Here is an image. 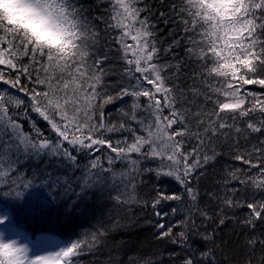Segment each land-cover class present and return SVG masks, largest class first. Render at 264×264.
I'll use <instances>...</instances> for the list:
<instances>
[{"label": "trees", "instance_id": "1", "mask_svg": "<svg viewBox=\"0 0 264 264\" xmlns=\"http://www.w3.org/2000/svg\"><path fill=\"white\" fill-rule=\"evenodd\" d=\"M39 4L0 0V210L67 264H264V0Z\"/></svg>", "mask_w": 264, "mask_h": 264}, {"label": "rangeland", "instance_id": "2", "mask_svg": "<svg viewBox=\"0 0 264 264\" xmlns=\"http://www.w3.org/2000/svg\"><path fill=\"white\" fill-rule=\"evenodd\" d=\"M11 5L19 8L20 15L27 21L37 23L40 30H51L58 27L56 21L50 22L39 0H9ZM239 0H205L207 7L214 14L221 16V21L229 25L234 17ZM10 216L0 211V252L9 264H62V249L58 239L29 243L21 234L11 229ZM58 253V255H57ZM57 255V256H56Z\"/></svg>", "mask_w": 264, "mask_h": 264}, {"label": "bare ground", "instance_id": "3", "mask_svg": "<svg viewBox=\"0 0 264 264\" xmlns=\"http://www.w3.org/2000/svg\"><path fill=\"white\" fill-rule=\"evenodd\" d=\"M220 44H221V42H218V41L216 42V46H219Z\"/></svg>", "mask_w": 264, "mask_h": 264}]
</instances>
